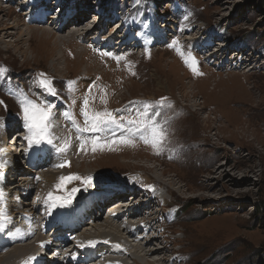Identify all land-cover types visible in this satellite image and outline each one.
<instances>
[{"label":"rangeland","instance_id":"1","mask_svg":"<svg viewBox=\"0 0 264 264\" xmlns=\"http://www.w3.org/2000/svg\"><path fill=\"white\" fill-rule=\"evenodd\" d=\"M22 1L0 0V101H3L0 103V124L8 123L12 128L8 131V135H3L4 131L0 130V162L4 161L2 156L4 137L8 136V149L15 141L20 142V127L18 128L20 119L25 123L21 102L25 96L28 97L29 94L26 95L28 91L37 92L34 89L39 86L38 80L41 78V73L46 74V78L51 81L55 95L51 94L53 96L58 94L67 103L68 118L81 127L85 126L82 110L86 97L89 99L90 112L106 109L117 120L121 118L118 116L119 108L129 112V118L123 122L125 125L123 128L134 127L142 130V127L137 128L135 125L128 124V120L144 119L147 121L144 113H147L153 120H158L159 117V121L164 124L168 132V138L161 154L157 155L151 145L133 139L134 146L114 144L112 145L114 150L98 149L97 154L92 153L90 149L87 152L89 155H82V160L73 162L74 165L65 171L66 177L69 174L70 176H91L93 177L92 184L100 180L103 191H99L98 186L92 188L94 192L99 191L100 197V192L105 193L112 187L117 190L122 184L128 183L129 178L125 177V174L139 173L162 185L173 183V187L171 186L173 190L167 189L169 193L166 188L162 187L163 194L169 202L163 207L173 209L167 216L161 215L157 221L150 219L149 227H154L151 228L149 235L154 233L157 238L154 244L147 246L142 253L145 254L154 245L156 247L165 246L167 252L164 255L152 253L148 256L150 259L161 258L162 264H176V261L177 264H264V0ZM33 1L42 2L41 7H48L46 3L52 2V7H48L45 12L55 17L45 19L43 27L51 28L49 32L30 26L34 27L31 29L34 35L31 36L28 34L30 29L26 31L28 22L24 21V16L27 15L29 18L32 12L38 13L36 8L33 9L34 6L32 8L31 2ZM58 3L62 6L59 7ZM135 3L138 6L123 25L125 26L123 30L116 34L115 30L111 32L116 26L115 22H120V16L129 17L133 10L131 7ZM144 7L145 11L148 9L152 14H158L154 15L147 24L152 23L151 28L157 27L156 33L161 28L165 29L161 36L165 41L160 39L163 43H155L157 45L152 46L151 50L148 48L147 52L142 54L141 48L137 50L138 47L135 50L123 47V50L116 53L117 49L114 46L115 57H120V59L113 58L112 61L107 58L112 52L99 50L96 42L95 47L89 46L93 38L90 35L94 30L91 32L87 29L95 26L98 20L104 23L105 18H108V21L110 19L114 23L107 32L113 35V40H116L125 35L126 29L129 30L126 32L130 34L136 31L139 25L133 19L141 14ZM81 8L89 14V22L86 18L87 22L83 23V30L79 32L82 33L81 39L84 42L79 41L80 38L68 39L66 36L73 32L78 33L79 25L76 23L84 22L83 17L76 16L77 18L69 21L66 28L54 32L55 28L61 27L60 23L70 10L81 12ZM50 9L53 11H49ZM102 11H107L109 15L99 17ZM54 12L56 13L51 15ZM184 13H186L185 18L192 19L190 23H188L189 20L183 21ZM155 17L160 22V27ZM23 22L26 23L23 24ZM13 23L19 25L9 29L11 33L6 35L3 27L13 25ZM73 24L77 25V29L76 26H72ZM182 28L181 32L179 29ZM20 32L27 35L19 39ZM175 32L176 34L181 32L182 35L177 37ZM139 33H144L143 27L139 29ZM95 34L103 36L99 31H95ZM6 40H11L13 46ZM69 40L72 41V45H69ZM183 40L187 43L195 41L194 45L189 43L191 47L185 44L189 50L185 49L184 45L181 48L196 57L199 61V71L203 75L194 74L184 64V58L181 57L177 48L171 46L174 41H178L179 47ZM200 49L203 51H199ZM21 51H25L26 55L23 56ZM211 53L213 54L209 56ZM11 84L15 89L14 93ZM89 88H91V93L88 91ZM148 97L155 99L151 101L152 108L145 112L140 110L139 106L142 107V103H144V108L149 105L148 102L145 103L149 101L146 100ZM162 97L167 98L163 106L157 104ZM49 100L47 99L48 102ZM36 102L41 106L48 105L44 101ZM56 105L65 108L62 101H57ZM165 107L168 108V113L165 112ZM154 112H159L160 116H153ZM66 114L64 117L68 120ZM54 121L57 120L54 119ZM115 128L122 129L116 124L108 125L101 131V138L106 137L108 132L113 135ZM13 129L18 134L14 135ZM84 133L90 134L89 132ZM68 134L69 132L64 134L65 140L62 144L64 147L68 145L66 151L72 147L73 149L78 147L76 137L71 138ZM117 135L121 134L117 133ZM142 135L139 133L137 137L140 139ZM66 138L69 140L67 141ZM71 139H73L72 147ZM23 142L26 148V141ZM66 151L62 154L66 155ZM76 154L80 152L76 151ZM58 156L63 164L64 157ZM9 160L7 158L6 162ZM16 163L18 165L13 163L14 167L18 168L20 163ZM49 163L53 164L50 160ZM46 167L49 166L46 165ZM31 168L35 169L36 166L32 165L24 173L15 171L16 174H13L11 166L7 168L6 163L4 164L7 175H12L11 180L8 181H16L17 177L29 175L28 173L33 172ZM43 171L46 172V170ZM98 174L101 178L97 177ZM118 174H123V176ZM37 180H41L44 191H46L44 196H47L44 199L46 204L48 203V191L59 196L65 192L69 193L72 189L86 186L81 181L72 180L63 188L56 187L57 191H54L51 189L50 182L44 183L39 176ZM21 182L22 180L19 183ZM35 183L38 185L39 181ZM19 185L14 187L17 188ZM6 186L10 187V184L6 183ZM14 189L10 192L7 190L5 195L12 199L15 195ZM129 189L132 190L130 187ZM8 193H11V196ZM131 194L128 192L124 199H133ZM37 198L35 193L29 196L28 200L25 198L24 202L29 207L25 206L27 208L23 209H29ZM94 200L95 205L102 202L99 201L100 198H94ZM9 202L12 203L10 200ZM149 202H147V208H141V212L148 210L153 212L150 207L151 202ZM111 209L103 213L97 208L94 213L89 212L84 221L88 220L91 226V216L101 214L99 218L103 216L101 219L103 223H106ZM35 213L38 217L41 215L38 210ZM9 215L13 222L9 227L12 226V228L4 231L2 237L4 240L1 241L6 244V249L4 248L6 253L12 248L8 247L9 245L17 243L12 242L14 237L12 231L20 233V228H30L29 224L32 222H35L32 226L40 225V221L37 223L27 217L19 220V218L15 219L16 217L12 214ZM18 215L22 219V215L19 213ZM142 216L143 220L148 218L145 213ZM167 219H176V221L169 222ZM62 220L67 221L65 218ZM158 220L162 222L158 223L162 227L157 233ZM137 221L139 220H134L133 223ZM65 225L70 224L65 223ZM90 226L87 227L90 228ZM17 229L20 231L18 232ZM34 230L38 232L39 229ZM85 230L82 229V231ZM90 231L94 232L93 228ZM57 233L50 227L43 232L51 237ZM38 234L33 239L41 238V236L36 237ZM80 237L83 240L81 242H79ZM85 239L83 235L78 234L70 242V246L78 245L75 244L77 240L79 244L84 243ZM128 240L132 244L144 245V240L136 242L131 237H128ZM3 252L0 254L3 255ZM38 252V259L50 260V254L48 255L45 250L40 249ZM88 257L91 256L85 253L84 258ZM164 257L167 259H163ZM99 262L102 264L101 258ZM0 264L3 263L0 262Z\"/></svg>","mask_w":264,"mask_h":264},{"label":"bare ground","instance_id":"2","mask_svg":"<svg viewBox=\"0 0 264 264\" xmlns=\"http://www.w3.org/2000/svg\"><path fill=\"white\" fill-rule=\"evenodd\" d=\"M31 3L33 4L32 8L34 6L33 9L36 8L38 13L34 14V12H32V14L30 15L29 18L27 17V15H26V17L24 16V21L28 22L27 23L28 29H26V31L28 32L30 29L28 34L29 35L31 34V36H33L34 35V34L32 35L33 30H31V29L32 28L34 29V27H30V26H35V27L41 28V29L49 32V29H51V28H49V27L44 28L43 24H44L46 18H49V17L54 18L55 17V16H50L49 12H45V10H47L48 7L49 8L52 7V5H51L52 2L49 3V1H48V3H46L48 5V7H41L42 2H39V1H36V2L33 1ZM58 5H59V7L62 6L59 3H58ZM137 6H138V4L135 3L133 10L129 14V18L131 17L130 15L136 10ZM168 6H170V5H168ZM84 7H86V6H84ZM81 9H82L81 12H79V10H71L69 12V16L67 13L66 16L64 17V20L60 23L61 27L58 29L55 28L54 32L62 30V28H66V26L69 24V21H71V19L77 18L76 16H80V17L84 18V20H83L84 22L80 21L79 23H76L80 26V27L78 26V33L80 31H82L83 30L82 26L84 25L83 23L87 22V20L89 19V14H88V11L86 12L84 8H81ZM29 10H31V9H29ZM49 11H53V10L50 9ZM147 11H148V13H147ZM30 13H31V11H30ZM55 13L56 12L52 13L51 15H54ZM101 13L102 14L99 17H101L102 15H105V17H106V14L109 15L107 13V11L106 12L102 11ZM154 15L157 16L158 14L157 13L152 14L148 9H146V11H145V7H144L141 14L138 15V17H135L133 19V20H136V23L139 25L137 27L136 31L133 32L132 34H130V32H126L128 30V29H126L125 35L123 37H120L119 39H116V40H113V38H114L113 35H111L107 32L113 26L114 23H112V21L110 19L108 21L107 20L108 18H105L106 20L104 21V23H101V20H98V22L95 26L87 29V31H91V32H93L92 30H94L93 34L90 35V37H93V38H91L90 42H92V39H93V43L89 42L90 43L89 46L95 47V42H96V45H99V48H98L99 50L105 51V52H112V53L108 54V56H107V58H109L111 61L113 60V58H115V55H116L113 52V50L115 49L114 46H116V49H117L116 53H119L121 49L123 50V47L129 48V47H132L134 45L136 48L138 47L137 50L139 48H141V54L145 51L147 52L148 48L150 49L152 46L157 45L155 43L160 44V43H163L165 41L163 39V37L161 38V36H163V34L165 32V29L161 28L160 31L156 33V31L158 30L157 27L151 28L152 23L147 24V22L150 19H152V17H154ZM112 17H110V18H112ZM185 17H186V13H184V20L183 21L189 20L188 23H190L192 21V19H190L189 17L188 18H185ZM86 18H87V20H85ZM155 19H156V17H155ZM122 20L124 21V19H122ZM58 21H60L59 18H58ZM156 21L158 22V19H156ZM88 22H89V20H88ZM151 22H153V21H151ZM25 23L23 22V24H25ZM47 23H49V22H47ZM99 23H100V25H99ZM107 23H108V25H107ZM121 23H118V21L115 22V25H120V26L114 27L111 30V32L113 30H115V34H116V32L123 30V27H125L123 25L125 23L124 22H121ZM159 23L160 22H158V26L160 27ZM18 25H19L18 23H13V25L12 24L11 25H5L3 27V31L6 35L7 34L10 35L11 32H9L10 31L9 29H12L14 26H18ZM72 26H74V27L76 26L75 28L77 29V25L73 24ZM96 27H98V28L96 29ZM141 27H143L144 33H139V29ZM68 30H69V27H68ZM179 30L182 32L183 28L179 29ZM70 31H73V30H70ZM95 31L96 32L99 31L100 35L103 34V36H97L95 34ZM173 32H174V30H173ZM173 32H172V34H173ZM181 32H179L177 34L175 32V35L178 37L179 35H182ZM78 33L73 32V33L66 35V36L68 37V39H71V37H76L77 39L80 38L79 41L82 40L81 42H84L83 39H81V36H83L82 33H79V34ZM107 33H108V36H106ZM160 33H162V34H160ZM40 34H41V31H40ZM23 35H27V34H25V33L23 34L22 32H20L19 39H21L23 37ZM102 37H103V39H102ZM160 39H162L163 42ZM6 41L7 42L9 41L8 43H11V40H6ZM189 43H192L194 45L195 41L187 43V41L184 42V40H183L180 43L181 45L179 46V48H181V46L184 45L185 49H188L185 46V44H187L189 47H191V45H189ZM79 44H80V42H79ZM7 45H9V44H7ZM69 45H72V41H70V40H69ZM11 46H13L12 43H11ZM164 46H165V43H164ZM84 48H86L85 44H84ZM183 51L186 53V50H183ZM199 51H203V49H200ZM21 53L23 56L26 55L25 51H21ZM212 54L213 53H211L210 55L208 54V55L211 56ZM234 55H235V53H234ZM209 56H208V58H209ZM184 64L186 65L185 61H184ZM56 68H58V67H56ZM11 88H12V91L14 93L15 89H14L12 84H11ZM34 90L35 91L37 90V92L28 91L26 93V95L29 94L27 97L28 99H31V100L33 99L35 101H44V102H47L48 105L53 106L52 107V112H53L52 121H53L54 127L51 130L52 131V137L51 138L53 139V143L48 144L46 142H42L38 145L37 144L30 145L28 140L24 138V140L26 141V148L22 149V146L24 143H21V147H19L20 142L15 141L13 143V145L8 149L9 139H8V136H6L7 138L4 137V143L5 144L3 146L2 152H3V155H6V154L10 155V161L9 162H6V161L0 162V165H2V166H0V181H1L0 192L3 193L2 198H0V210H2L4 212L5 217H6L5 221L3 222L4 230L0 231V253L4 251L3 255L0 254V262H2L3 264H70V263L71 264H90V263L99 264L100 263L99 259L101 258L102 264H118V263L119 264H155L156 262H158V264H162L161 258L156 257L157 259H150V258H148V256H150L152 253H158V254L161 253L163 255L166 254L167 249L165 246H160V247L157 246L159 248L156 249L157 247L154 245V247L152 249H148L145 252V254H143L142 252L145 251L147 246H149L150 244L153 245L156 238H157L153 232H152L153 234L151 236L149 235V233L151 232V228L154 227V226L149 227L150 226V219L153 218L154 220L156 219V221H157V219H159L161 215L163 217H165L173 209L170 207H168V208L163 207L164 205H167L169 202H168V200H166L165 194H163L164 190L162 189V187L166 188L167 192H168L167 189L173 190V188H172L173 183L172 184L170 183L169 185H167L168 183L167 184L163 183L164 185H162L158 181H153V180L147 178L145 175L141 176L139 173L125 174L124 176L129 178V182L122 184L120 187H118L117 190H119V191L115 190V187H112L111 190H109L105 193L100 192V194H101V197H100L98 195V192L103 191V190H101L102 187H101L100 180H99L94 184H90L87 186H81V187L77 188L81 191L75 193V196L73 199L74 201H72V203L69 205H66L64 207L57 206L55 208H52L51 207V201L49 199H48V203L46 204V202L44 200L47 197V196L44 197L46 195V191H44L41 180H37L38 176L40 179L44 180V183L50 182V185L52 187L51 189H54V191H55L57 189L56 188L57 183L60 182L59 178L61 176L66 177L67 174H65V171L69 170L70 167L74 165L73 162L82 160V157H81L82 155L83 156L89 155L87 152H89V150L92 147L91 143H88L85 145L84 151L80 150V144H81L82 140L90 139V137L94 134L89 132L90 134L87 135L86 133L80 132L77 130V128L75 126L76 124L73 123L68 118L69 109H68L67 103L65 102V100H63L61 98V96H59L58 94H56L57 97L53 96L49 91H46L45 89H42V87H39V86H37ZM16 97H18V96L16 95ZM47 99H50L49 102L47 101ZM153 99H155V98L148 97V99H146V100H149V101H145V103L148 102V104L151 105V101ZM57 101H62L65 105V108L58 107L56 105ZM143 104L144 103L141 104L142 107L139 106L140 110H142V111L147 112L146 110L152 108L151 106L144 108ZM66 112H67L66 116H67L68 120H66V118L64 117ZM165 112L168 113L167 107H165ZM167 113H166V115H167ZM129 115H130L129 112H126L125 110H122L121 108H119L118 116L123 118V119L118 118V120L121 123H123L125 120H127L129 118ZM22 116H24V115H22ZM54 119H56L57 121H54ZM158 120H159V117H158ZM14 121H18V120L14 119ZM19 124H20V126H18V128L20 127L19 132L24 131V133L26 134V137L29 136L30 133H29L27 127L25 126V123H23L21 121V119H20ZM11 129L12 128L9 126L8 123L2 122L0 124V130L4 131L3 135H8L9 134L8 131H10ZM12 131H14V129ZM67 132H69L68 135L71 138L76 137V140L78 142V147L76 149H73V147H72L73 139H71L70 145L72 148L67 149L66 155H64V153L62 154V152L58 151V149L59 148H65L62 144L65 140L64 134H67ZM13 133H14V135L18 134V132H15V131ZM117 133L124 135V136H128L131 139L139 141V142H143V139H141V138L139 139L137 137V135L139 133H142L143 135L146 134L143 132V129L138 130V129H135L134 127H127V128H122V129H116L115 128L113 130V134H115V136L109 134V132H108V135L104 138H101V132L96 133L95 135H98L101 138V140H112L114 138L121 136V135H117ZM16 139H18V138H16ZM66 140L68 141L69 138H66ZM58 141H60V143ZM12 151H15V152H13V155H12ZM76 151L80 152V154H76ZM91 152L97 154L98 150L95 152H93V151H91ZM22 154H24V156ZM58 155H61L64 157L63 158L64 159L63 164L65 165L64 168L63 167H57V165L62 164L61 163L62 159H60ZM7 157L8 156L6 155L5 158H7ZM49 160L52 161L53 164H50ZM15 161L20 163L18 168L14 167L13 163L18 165ZM19 161H21V162H19ZM25 161H26V163H25ZM22 162H24V163L22 164ZM5 163H6L7 168L9 166H11L13 174H16L15 171H19V172L24 173L25 171H27V168L29 169V167H31L32 165H35L36 168L35 169L31 168L32 170L31 169L30 170L35 172V173L32 172V173H28L29 175H22L23 177H21V178L17 177L18 180H16V181H8V180H11L12 175H7V173L5 172V170H4V164ZM46 165L49 167L45 168ZM53 165H55V166H53ZM43 170H46L47 173L44 172ZM41 171H43V173H41ZM38 174H40V175H38ZM118 175L123 176V174H118ZM68 176H70V174ZM97 177L101 178V176L99 174L97 175ZM130 177H132V178L130 179ZM21 180H22V182L19 183ZM37 181H39L38 185H36V183H35ZM16 182H18V183H16ZM160 182H162V181H160ZM6 183L10 184V187H7ZM17 184H20V185L17 186V188H15L14 186H16ZM94 186L100 187V190L98 192L92 191V188H94ZM127 187L128 188L132 187L133 192L134 193L137 192L136 197H134L133 201H132V203H135L133 208L125 207V204L122 203L124 200V196L127 195V192H125L126 190L125 189L122 190V189L127 188ZM85 188H86V190H85ZM12 189H14L15 195L13 194L14 197L12 199H10L9 196H6L5 194H7V192H6L7 190L10 192ZM109 189H110V187H109ZM71 191L72 190H70V192ZM34 193L36 196H38L34 205H31V207L29 209H23V208L29 207V205L27 206V203L24 202V201H26L25 198H27V200H28L29 196H31V195L33 196ZM48 193H50V192L48 191ZM8 194L10 195L11 193H8ZM20 194H21V196H18ZM67 194H68V192H65L59 196L63 197ZM139 194L141 195V200L136 202L135 199H137V196H139ZM52 195L57 196V194H55V193H53ZM120 195H122L123 198L113 201L116 197H118ZM22 198H24V199H22ZM94 198L95 199L100 198L99 201H102V202H100L101 205H98V204L95 205ZM9 200L12 201V203L9 202ZM148 201L151 202V203L150 202L149 203L151 205L150 207L153 209V212H149V210L147 212L146 211L141 212V208H147L148 207V204H147ZM155 201H157V202H155ZM57 203L59 204V202H57ZM117 203H119L118 206H115ZM7 205H8V207H7ZM103 205L104 206L107 205L105 208L106 211H107V209H109V208L111 209V207H112L110 214H109V217H108V219H106V223H103V220L101 219V218H103V216L101 218H98L95 214H93L91 216L92 217V219H91V224H92L91 226L92 227H91L89 221L88 220H87V222L84 221V218L86 217V215H88L89 212L94 213V211L99 206H100V209H98V211L99 210H101L102 212L105 211ZM25 206H27V207H25ZM159 206H161L160 209H159ZM118 209H119V211H117ZM36 210H38V212L41 214L39 217L35 213ZM164 210H167L168 212L166 213ZM115 212H118V213L113 215V213H115ZM18 213L22 215V219H21V216L18 215ZM143 213H145V215H148V218L145 220H143V216H142ZM146 213H149V214H146ZM9 214H12L13 216H15L16 217L15 219L19 218V220H23V217L24 218L27 217L31 221L35 220L37 223H39V221H40V225L37 227L32 226V223H35V222H32L31 224H29L30 228H28V227H25L24 229L20 228V230H21V231L19 230L20 233L12 231L11 233L14 234L12 242L15 241L17 243L13 244L10 241L12 244L9 245L8 247H12V248L11 249L9 248L10 251L8 253H6L4 250V248L6 249V244L2 243L1 241L4 240V239H2L4 231H8L12 228V226L9 227V225L13 223V222H11V215H9ZM40 218H42V219L40 220ZM64 218L67 220L66 222L62 220ZM72 219H75V220H72ZM134 220H139V221L133 223ZM167 220L169 222H175L176 221V219H167ZM100 221H101V223H103L102 225H100L101 224ZM104 222H105V220H104ZM160 222L161 221L158 220V222L156 224L157 226H159L157 233L159 232V230L162 227L161 224H158ZM19 223H24V222H19ZM65 223L70 224V225L66 226ZM64 226L67 228H65ZM87 226H90V228ZM120 226H122V228ZM49 227H50V229H52V231L55 230V232L56 233L58 232V233L53 237L46 236L45 234H43V232ZM63 228H65V230L59 231ZM92 228H93L94 232L90 231V229H92ZM34 229H39V230L37 232ZM82 229H86V230L82 231ZM40 230H42L43 232H39ZM165 231H167V230H165ZM59 232H61V233H59ZM15 233H17V234L15 235ZM162 233L163 232H161V234ZM36 234H38L36 237L41 236V238L33 239ZM78 234L83 235L86 238L84 240V243L79 244V242L83 241L80 237L79 242H78V240L76 241L77 243L74 242L75 244H78V245H74L72 243L74 246L71 247L70 242H72L73 238L75 239ZM125 235H127V236H125ZM128 237L133 238V241H136V242L140 241V240H144L143 243L145 246L143 244H140V243L132 244L128 240ZM31 238L33 240H31ZM89 241H95L96 242L95 246H89ZM48 243H50V244L53 243L52 244L53 246H51L53 248H51L50 246L46 247V245ZM50 244H48V245H50ZM65 244H67L66 247H71V248H70V250H68L69 252L65 251V253L61 255L59 253V248L61 246H65ZM44 245H45V247H44ZM47 248H49L51 250L48 251ZM40 249L45 250L48 255L50 254V257H51L50 260L45 261L43 258L38 259L39 258V254H38L39 252L38 251ZM4 253H6V254H4ZM85 253L91 257L84 258ZM153 255H155V254H153ZM82 256H83V258L81 259ZM71 259H73V260H71ZM163 259H165V257ZM172 259H175V258H172ZM176 264H177V261H176Z\"/></svg>","mask_w":264,"mask_h":264},{"label":"snow or ice","instance_id":"3","mask_svg":"<svg viewBox=\"0 0 264 264\" xmlns=\"http://www.w3.org/2000/svg\"><path fill=\"white\" fill-rule=\"evenodd\" d=\"M172 47L177 48V51L184 58L186 65L191 69V71L196 75H203L202 72L199 71L198 65L199 61L196 57L188 52L185 53L182 48L178 47V41H174L171 45ZM107 55V54H105ZM115 59L119 60L120 57H115ZM41 78L38 80V84L40 87L44 88L46 91H49L53 95H55V91L52 87L51 81L46 78V74L41 73ZM94 86V85H93ZM89 93H91V88H89ZM167 98L162 97L160 101H157V104L163 106L166 102ZM102 102L106 103L105 100ZM3 103V101H0ZM151 105H146V107H150ZM21 107L23 109L24 120L26 122L25 126L27 127L30 135L25 137L28 140L29 144H40L42 142H46L48 144L53 143L52 137V128L54 127L52 121V107L51 105H44L41 106L35 100L28 99L27 97L21 102ZM82 114L85 118V126L81 127L80 125H75L77 130L80 132H90L93 133L90 139H85L81 141L80 150L84 151L85 145L91 143L92 147L91 150L93 152L99 150H114L112 145L114 144H124V145H133L134 141L128 137L121 135L120 137L114 138L111 141H102L96 133H99L104 130V128L111 124H116L117 126L123 128L125 125L121 123L113 114L106 109L104 111H89V99L86 97L83 101V110ZM67 115V114H66ZM147 117V121L142 120H133L129 119L128 124L135 125L137 128H143V132L146 133L141 136L143 142L145 144L151 145L155 150L156 154H161V151L164 149L165 142L168 138L167 129L164 127L159 120H153L147 113L143 114ZM153 116H160L159 112H154ZM123 119V118H121ZM150 121V122H148ZM73 123L75 121L73 120ZM167 123V121H165ZM115 136V134H113ZM68 145H66L67 147ZM65 148H59L58 151L64 152L66 151ZM2 166V165H0ZM64 164H59L57 167H64ZM70 166V165H69ZM72 180H78L84 183L86 186L92 184L93 177H81L79 175H72L68 177L61 176L59 178V183L56 187L63 188L66 184L71 183ZM86 190V188H85ZM79 191V189H72L67 195L60 197V196H53L52 193H49L48 199L51 201V207L55 208L57 206L64 207L72 203L75 193ZM3 193L0 192V198H2ZM59 202V204L57 203ZM6 219L5 214L2 210H0V231L4 230L3 220ZM19 231V229H17ZM95 241H89V246H95Z\"/></svg>","mask_w":264,"mask_h":264}]
</instances>
